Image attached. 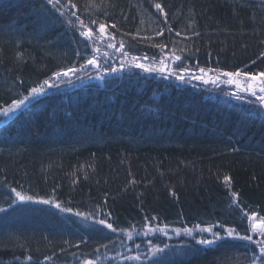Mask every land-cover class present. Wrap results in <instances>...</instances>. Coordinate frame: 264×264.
<instances>
[{"label": "trees", "instance_id": "1", "mask_svg": "<svg viewBox=\"0 0 264 264\" xmlns=\"http://www.w3.org/2000/svg\"><path fill=\"white\" fill-rule=\"evenodd\" d=\"M71 2L60 16L46 0H0V108L43 85L0 117V264H252L258 245L225 230L264 239L248 219L264 218L262 107L156 71L123 83L143 74L129 59L264 81V0ZM201 228L224 238L200 245Z\"/></svg>", "mask_w": 264, "mask_h": 264}, {"label": "snow or ice", "instance_id": "2", "mask_svg": "<svg viewBox=\"0 0 264 264\" xmlns=\"http://www.w3.org/2000/svg\"><path fill=\"white\" fill-rule=\"evenodd\" d=\"M46 3L48 5H51L52 9L59 13L60 16H65V11H63L62 9H64L65 5L61 3V0H46ZM68 4L71 8H76V5L74 3L71 2V0H68ZM155 7L160 11V12H164V9L162 8V6L159 3L155 4ZM72 15H75V12L72 13ZM76 19L79 21V17L77 16ZM81 27H83V22L80 21ZM114 27V25H113ZM98 31L100 33H104L105 32V26L103 24H101L99 26ZM162 34V33H161ZM81 36H84L88 39H91L93 36V31L92 29H89L88 31H81L80 32ZM177 35H180V33L178 32ZM112 46V45H109ZM177 60L180 59V57H176ZM88 64H95L96 60L95 59H89L87 61ZM163 64V61L161 62ZM135 67L137 68H143V70L145 72L151 71L150 68L145 67L143 64H135ZM163 70V69H162ZM77 71V69L75 68H69L67 71L63 72V73H56V76L59 77L61 75L63 76H68V74L71 73H75ZM201 72H203L204 70L201 69ZM225 76H229L232 77L233 75H239V73H224ZM261 77H264V73L260 74ZM198 79H202V77H197ZM256 77H251V79H255ZM176 79L178 80H182L183 76L182 75H177ZM205 83H207L208 81L205 80ZM229 83H233V81L230 79ZM44 84L48 85L49 87H52L53 85L49 84V82L46 80L44 81ZM239 87V85H237ZM43 85L39 86V87H34L31 89V96H25L23 99H18L15 100L11 106L9 107H4V108H0V117H4L5 119H11V115L15 113L18 109L21 108L22 105L25 104L26 101L30 100V99H35L37 96L42 95L43 94ZM245 91H250V94L252 96H257V92L256 89L254 87H252L251 85H249L248 88L244 89ZM259 92L264 93V86H260L259 87ZM233 96H235L237 99H240L239 95L235 92L232 93ZM257 99L260 101V105L264 106V96H258ZM5 122V121H0V123ZM225 182H229V177H225ZM12 191H15V189H12ZM17 197L20 200H32V197L28 196L25 197L23 195H21L20 193H16ZM235 196V194H234ZM40 203H50V201L48 200H41L39 201ZM56 207H60L59 205H56ZM0 211H3V209H0ZM77 215H79V213H77ZM85 219H87V217H85ZM248 219L250 221H252L251 223V231H253L254 233L258 231V235L261 237H264V218L260 219L259 221H256V215L255 213H253L251 216L248 217ZM97 223L104 225L106 228L111 229L112 231H116V229L113 227V225L111 223H106L104 220H99L97 221ZM177 233H179V229H176ZM184 231L188 234L191 235L192 234V229H184ZM201 232H209L211 233L212 239H200L197 240V243L203 246H211L215 243H217L218 241L222 240L224 237H222L218 232L213 231L211 228H201L200 229ZM227 233V237L229 238H235V239H239V240H245V241H252L253 243H256L260 249V255L258 257H255V259L253 260L252 264H256V261L259 260L260 264H264V239L261 240H253V237L250 235H240L239 233L236 232L235 229L229 228L225 230ZM129 238H131V236H129ZM137 247H139V245H137ZM158 251H163V249H158ZM31 259V258H29ZM86 264H93V261L89 260L86 262Z\"/></svg>", "mask_w": 264, "mask_h": 264}, {"label": "rangeland", "instance_id": "3", "mask_svg": "<svg viewBox=\"0 0 264 264\" xmlns=\"http://www.w3.org/2000/svg\"><path fill=\"white\" fill-rule=\"evenodd\" d=\"M93 37L101 45H107V44H103L101 37H99L97 34H93ZM129 60H130L131 63L133 62L134 65L137 64V63L143 64L145 67L150 68L152 71L158 72L159 74L163 75V77H165V78H167V77H169V75H172L173 74V72L171 70L169 72V67L170 66L169 65H166V64H161L159 67H156V66H151L148 63L144 64V62H142V61H138V60H134V59H129ZM173 75H175V74H173ZM200 77H202V79H199L201 82H204L205 80L209 81V79H210L209 76H200ZM196 79H198V78H196ZM231 80L233 81V83H229L228 82L229 84H226L225 85L227 87H230V88H228L229 89L228 91H234L236 93V91L238 90L240 92H244L246 95L252 96L250 94V91H245L244 90V89L248 88L249 85H251L252 87H254L256 89L257 96H264V93L259 92V87L260 86H264V81L259 80L258 83H254V82L249 81L248 79H245L244 77H241V76H237V78H234L233 77ZM178 81L184 82L183 79L182 80H178ZM191 82L192 81H185L186 84L191 83ZM191 85H193V86L194 85H199L198 80H195L193 78V83ZM237 85H239V87ZM233 89H235V90H233ZM252 97H254V96H252ZM257 231H259V230H257Z\"/></svg>", "mask_w": 264, "mask_h": 264}, {"label": "bare ground", "instance_id": "4", "mask_svg": "<svg viewBox=\"0 0 264 264\" xmlns=\"http://www.w3.org/2000/svg\"><path fill=\"white\" fill-rule=\"evenodd\" d=\"M146 59V58H145ZM147 60V59H146ZM145 61V60H144ZM147 62V61H146ZM148 63V62H147ZM138 70H140L141 72H140V74H142V72H143V74H142V76H140V75H134V77L135 78H130L129 77V82H125V83H123V85L124 86H128L129 85V90H133L132 88L134 87V86H136V84H139V85H145V83H143L144 81H145V79L143 80V78H146L147 80H152V81H154V79H152L153 78V75H155V73L151 70V71H148V72H145L144 70H143V68H137ZM172 74V73H171ZM173 74H175V73H173ZM171 75L170 77H175L176 78V76H177V74H175V75ZM160 76L162 77V78H164L165 79V77H163V75H161L160 74ZM237 76H239V75H233L232 77H229V76H223V77H217V75H214L213 77H211L210 76V79H209V81L207 82V83H205V82H201L199 79H196V78H194L195 80H198V82L199 83H201V84H203V85H210L211 84V86H213L215 89H218L220 86H222L224 83H227V84H229L228 82H229V79H232L233 77L234 78H237ZM184 77V76H183ZM167 78H169V77H167ZM186 78V79H185ZM185 78H183V80H184V82L185 81H192L193 82V77H191V76H186ZM135 80V81H134ZM155 81L157 82V83H155V82H152L153 83V86H155L156 88H158V87H162V85L163 84H160V83H162V80H160V79H155ZM189 84H191V83H188V85ZM146 86H148V84H146ZM221 235H222V233L221 232H219ZM208 237H211V235L209 234L208 235Z\"/></svg>", "mask_w": 264, "mask_h": 264}]
</instances>
